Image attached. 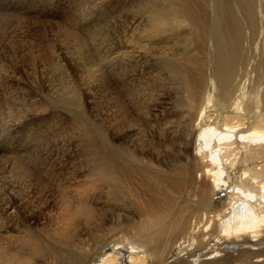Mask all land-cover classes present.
<instances>
[{
    "label": "bare ground",
    "instance_id": "1",
    "mask_svg": "<svg viewBox=\"0 0 264 264\" xmlns=\"http://www.w3.org/2000/svg\"><path fill=\"white\" fill-rule=\"evenodd\" d=\"M180 1L182 11L147 1L156 34L103 54L105 89L112 72L133 93L115 87L117 112L126 101L149 103L157 121L161 100L171 98L170 132L112 147L116 111L108 109L101 147L85 152L107 201L55 183V244L34 235L27 214L19 219L25 236L6 238L11 252L4 246L1 264H251L254 254L264 264V0ZM136 49L154 61L151 79L134 68ZM13 194L5 211L17 214L23 197Z\"/></svg>",
    "mask_w": 264,
    "mask_h": 264
},
{
    "label": "rangeland",
    "instance_id": "2",
    "mask_svg": "<svg viewBox=\"0 0 264 264\" xmlns=\"http://www.w3.org/2000/svg\"><path fill=\"white\" fill-rule=\"evenodd\" d=\"M147 1L150 7L174 3L182 9L180 0H0L1 259L8 258L11 248L5 244L13 242V235L15 239L25 236L20 232V218L27 214L34 235L44 243L55 244L52 234L57 184L69 186L71 195L74 188L85 195L103 196L101 201H107L87 171L95 158L85 152L97 144V148L101 147L108 109L116 111L112 120L117 123L111 122L112 147L133 148L140 146L142 135L169 131L163 123L171 119V98L161 100L157 121L151 116L153 107L149 103L138 107L125 100L122 114L117 112L121 103L115 87L130 99V84L124 81L116 85L111 72V88L105 89L103 79L104 65L105 69L109 67L103 62L105 47L113 43L117 46L121 41L137 46L138 40L156 34L148 22ZM173 26L178 24L169 27ZM135 51L138 62L134 68L141 71L139 77L151 79L154 61L141 49ZM155 136L159 138L156 133ZM150 141L145 147H152ZM11 188L18 200L23 197L17 214L5 211ZM254 256L248 258L249 263L255 264Z\"/></svg>",
    "mask_w": 264,
    "mask_h": 264
}]
</instances>
